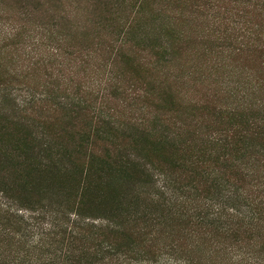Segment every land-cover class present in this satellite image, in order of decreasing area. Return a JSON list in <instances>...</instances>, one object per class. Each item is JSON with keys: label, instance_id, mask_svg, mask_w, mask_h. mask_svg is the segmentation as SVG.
<instances>
[{"label": "trees", "instance_id": "trees-1", "mask_svg": "<svg viewBox=\"0 0 264 264\" xmlns=\"http://www.w3.org/2000/svg\"><path fill=\"white\" fill-rule=\"evenodd\" d=\"M111 5L71 52L62 0L0 10V264H264V88L186 101L180 63L254 50L264 0Z\"/></svg>", "mask_w": 264, "mask_h": 264}, {"label": "rangeland", "instance_id": "rangeland-1", "mask_svg": "<svg viewBox=\"0 0 264 264\" xmlns=\"http://www.w3.org/2000/svg\"><path fill=\"white\" fill-rule=\"evenodd\" d=\"M113 1L62 0V11L70 17L71 27L75 26L74 29H68V32L71 33L70 39L64 45L69 50L68 52L74 49L104 48L106 45V35H104L106 34V8L115 9L116 5H111ZM26 3H29V0H0V10L6 12L7 16L9 13L17 15L18 13H15L21 10L20 8ZM31 13L33 14V10ZM245 21H247L246 24L251 31L248 39L249 45L254 50L243 51L238 55H225L223 58L217 59H214V53H211L213 57H207L206 60L200 57H196V59L186 58L183 55L180 62L181 70L188 72L193 71L194 68L199 69L195 72V80L182 87L181 94L184 100H202L205 96H211L217 89L221 90L225 86L229 89L237 88L247 92H251L249 88H254L258 84L264 88V22L256 16V12H253L250 21L248 19ZM66 27L68 28L69 25ZM57 31L62 32V34L67 32L62 29H57ZM241 33L246 37L248 32L241 31ZM202 49V47L195 49V54H207V51L202 52ZM100 59L103 61L106 59V49L101 52ZM121 68L120 66V70ZM263 94L264 92H262ZM238 98L239 96L235 97L234 100ZM261 98L263 99L264 96ZM232 99L217 100L225 105L231 103ZM256 176H258L256 183L259 182L260 184L256 192H260L258 197L262 198V204H264V170ZM251 189L254 190L255 188Z\"/></svg>", "mask_w": 264, "mask_h": 264}]
</instances>
